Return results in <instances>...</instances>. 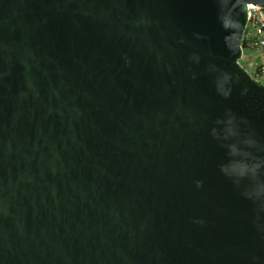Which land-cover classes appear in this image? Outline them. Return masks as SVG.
<instances>
[{
    "label": "water",
    "instance_id": "water-1",
    "mask_svg": "<svg viewBox=\"0 0 264 264\" xmlns=\"http://www.w3.org/2000/svg\"><path fill=\"white\" fill-rule=\"evenodd\" d=\"M264 0H0V264H264Z\"/></svg>",
    "mask_w": 264,
    "mask_h": 264
},
{
    "label": "built area",
    "instance_id": "built-area-1",
    "mask_svg": "<svg viewBox=\"0 0 264 264\" xmlns=\"http://www.w3.org/2000/svg\"><path fill=\"white\" fill-rule=\"evenodd\" d=\"M242 51L251 50L264 55V7L248 5L247 22L242 35ZM260 69L264 73V60L260 62ZM255 79L257 75H253ZM264 84V80L261 81Z\"/></svg>",
    "mask_w": 264,
    "mask_h": 264
},
{
    "label": "rangeland",
    "instance_id": "rangeland-1",
    "mask_svg": "<svg viewBox=\"0 0 264 264\" xmlns=\"http://www.w3.org/2000/svg\"><path fill=\"white\" fill-rule=\"evenodd\" d=\"M262 60H264V55L256 51L244 50L239 62L243 64V67L245 66L246 69H249V72L251 71L253 75H257V78L264 80V73L260 69V62Z\"/></svg>",
    "mask_w": 264,
    "mask_h": 264
},
{
    "label": "crops",
    "instance_id": "crops-1",
    "mask_svg": "<svg viewBox=\"0 0 264 264\" xmlns=\"http://www.w3.org/2000/svg\"><path fill=\"white\" fill-rule=\"evenodd\" d=\"M241 65L243 66V64L241 63ZM245 67V66H244ZM246 68V67H245ZM247 71L249 72V69H247ZM257 80L263 81V79L261 78H257Z\"/></svg>",
    "mask_w": 264,
    "mask_h": 264
}]
</instances>
